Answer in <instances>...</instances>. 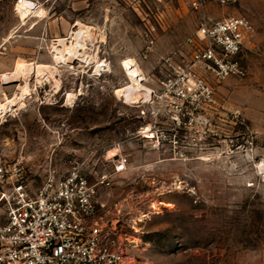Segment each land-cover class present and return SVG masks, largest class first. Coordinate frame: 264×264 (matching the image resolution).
<instances>
[{"label":"rangeland","instance_id":"rangeland-1","mask_svg":"<svg viewBox=\"0 0 264 264\" xmlns=\"http://www.w3.org/2000/svg\"><path fill=\"white\" fill-rule=\"evenodd\" d=\"M28 1L37 7L23 19L18 0H0V161L23 159L37 190L54 168L77 162L94 182L127 158L102 197L128 247L124 264H264V0L207 6L211 21L250 20L236 58L244 74L199 70L214 101L180 127L154 99L129 103L115 91L129 82L125 61L151 93L167 59H190L201 15L186 2ZM83 28L95 35L92 57L59 60V41L69 50Z\"/></svg>","mask_w":264,"mask_h":264},{"label":"built area","instance_id":"built-area-1","mask_svg":"<svg viewBox=\"0 0 264 264\" xmlns=\"http://www.w3.org/2000/svg\"><path fill=\"white\" fill-rule=\"evenodd\" d=\"M183 1L201 15L196 34L187 42L192 55L180 63L167 59L166 72L150 93L176 127L193 123L214 101L199 70L212 72L218 80L244 74L236 58L253 31L247 17L211 21L206 15L209 4L224 7L235 0ZM112 163V171L106 169L94 182L77 162L66 170L54 168L33 190L23 159L0 161V264H124L128 247L105 219L108 205L102 197L128 170V159L116 156Z\"/></svg>","mask_w":264,"mask_h":264},{"label":"bare ground","instance_id":"bare-ground-1","mask_svg":"<svg viewBox=\"0 0 264 264\" xmlns=\"http://www.w3.org/2000/svg\"><path fill=\"white\" fill-rule=\"evenodd\" d=\"M22 7H23L22 18L25 19L27 16L32 14V12L35 10V8L37 6L35 4H33L32 2L24 1L23 4H22ZM82 27H79V28H82ZM84 28H86V27H84ZM84 28L83 29H79L80 30L79 32L73 34V38H74L73 41L75 43L73 42L74 44H72V46L70 45L71 47H70L69 50H68V48H66V44H65V40L64 39L59 41L58 45L65 47L64 48V52L60 53L61 56L59 54V56H60V57H58L59 60H64V61L65 60H71V58L75 57L77 59H82L83 61L85 60L86 62H88V60L92 57L90 55V53H89L90 50L86 49L85 43H86V39H91L92 40V39L95 38V35H94V33L92 31H90L88 29H84ZM60 48H62V47H60ZM124 66H125V69H126V72H127L126 75L129 77V82L125 86H123L121 88H118L115 91V93L122 100H125L126 102H129V103L130 102H133V103L139 102L141 99H145V100L149 99V98L151 99L150 91L143 86L144 78H143V75H142L141 70L138 67V65L134 61L128 60V61L124 62ZM28 67L27 66L19 67L17 69V73L18 74L19 73L26 74L27 76H29L30 72H31L30 71L31 69H29ZM39 68H38V70L42 71L43 68L42 69H39ZM44 70L47 71L49 69H47V67H46V68H44ZM51 72H54V71L52 70ZM22 74H21V76H23ZM53 74L54 73H52V75ZM14 77H15V75L13 76V78ZM13 78L11 77V79H13ZM7 79H9V78H7ZM8 81L9 80H7V82ZM6 109H7V105H2L1 108H0V112H2V113L6 112ZM113 156H116V155L113 154Z\"/></svg>","mask_w":264,"mask_h":264},{"label":"crops","instance_id":"crops-1","mask_svg":"<svg viewBox=\"0 0 264 264\" xmlns=\"http://www.w3.org/2000/svg\"><path fill=\"white\" fill-rule=\"evenodd\" d=\"M23 1H28V0H21V2H20L18 5H17V7L20 9V11H21V9H22V7H21V6H22V4H21V3H22ZM17 15H18V16L21 18V16H20V13H19L18 9H17ZM26 18H27V17H26ZM21 19H22V18H21Z\"/></svg>","mask_w":264,"mask_h":264}]
</instances>
